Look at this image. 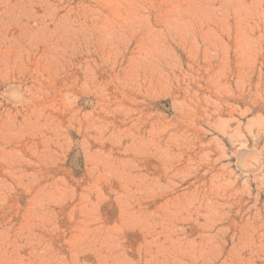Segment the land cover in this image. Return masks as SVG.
Wrapping results in <instances>:
<instances>
[{"label": "rangeland", "instance_id": "1", "mask_svg": "<svg viewBox=\"0 0 264 264\" xmlns=\"http://www.w3.org/2000/svg\"><path fill=\"white\" fill-rule=\"evenodd\" d=\"M0 264H264V0H0Z\"/></svg>", "mask_w": 264, "mask_h": 264}]
</instances>
